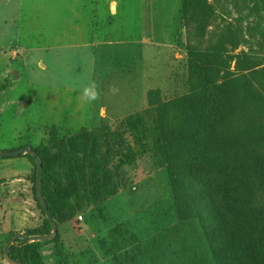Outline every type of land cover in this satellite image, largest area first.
<instances>
[{"label": "rangeland", "instance_id": "rangeland-1", "mask_svg": "<svg viewBox=\"0 0 264 264\" xmlns=\"http://www.w3.org/2000/svg\"><path fill=\"white\" fill-rule=\"evenodd\" d=\"M111 1L65 6L76 49L63 55L74 63L55 65L68 79L44 96L47 123L31 142L0 139V152L40 151L58 226L56 242L25 255L36 264H249L243 249L256 245L264 264V184L252 178L264 179V0H179L174 13L170 0ZM35 2L0 0V93L25 70L35 78L30 48L44 45ZM88 9L91 24L115 30L107 42L133 51L129 62L115 64L113 53L99 64L82 46ZM154 20L170 35L155 56ZM157 54L165 83L149 71ZM93 86L99 98L89 101ZM33 167L29 183L0 190V264L13 234L52 233Z\"/></svg>", "mask_w": 264, "mask_h": 264}, {"label": "crops", "instance_id": "crops-1", "mask_svg": "<svg viewBox=\"0 0 264 264\" xmlns=\"http://www.w3.org/2000/svg\"><path fill=\"white\" fill-rule=\"evenodd\" d=\"M75 1L82 3V0H36L33 32H39L40 38H43L44 45H34L30 48L33 49L35 55H38L36 58L37 64L34 67L35 78L33 75L32 79L29 70H25L23 72V77L17 80L18 83L12 84L11 87L6 88L0 93V139L6 137L5 135L15 138L20 137V139L17 138L15 143L24 144L26 141L31 142L33 140L32 138H34V140L37 139L36 132H38L40 128L45 127L47 123V119H45L47 110L44 96L55 95L61 90L58 87L59 76L64 81L68 79L65 73L57 71L55 65L58 62H63L65 71H69L74 63L73 58H65L66 52H72L73 49H76L73 39L74 16L64 13L63 9L66 5L73 4ZM96 1L98 2V0ZM170 1L171 6L169 4L167 10L170 11L171 9V12L174 13L179 7V0ZM111 2L117 4L118 0H112ZM47 5L54 9L55 14H50L48 16L46 13L42 12ZM104 5L105 3L103 2L102 7H104ZM86 6L89 7L91 4H83L82 8ZM89 11L90 9L82 13V16L80 15L81 22L77 25L80 32L85 36L83 37L82 46L87 52L92 50L97 54L95 58L96 62L98 61L99 64L100 59L104 62L105 58H111V54L113 53L114 58L117 60V53H115L116 48H119L120 52L124 49H121L119 47L121 45H118L117 43L119 42L115 40H112V42L106 41L108 37H111V34L107 35L106 33L112 32L113 38L116 35L115 30L106 29L104 26L99 28L97 24H91L90 16L92 13H89ZM168 16L169 15H166L164 21L166 23H168L170 19ZM98 17H100V15H98ZM153 23L155 24L151 23L153 26L150 31V39L155 42L153 45L154 47H152L154 50L152 55L155 56V52L159 49L158 47H164L167 43L165 44L163 40L167 41L170 35L169 32L164 31L163 21L154 20ZM24 43L26 47L29 46L27 42L24 41ZM63 51H65L64 55ZM124 53H127L131 59L133 55L132 50L126 49ZM25 54H30V52H25ZM162 59L161 54H157L158 63L152 66L149 71L157 73L159 75L157 78L164 80L166 72L165 69H162ZM30 80L33 81L32 85ZM29 97H32L30 102L33 106L27 108L24 104L29 100ZM30 128H33V130L31 131ZM29 132L32 133L29 134ZM33 169L32 162L24 156L0 159V181H5V183L1 185L0 190L4 189L7 185L18 186V184H21L24 180L29 183L28 178L31 177Z\"/></svg>", "mask_w": 264, "mask_h": 264}, {"label": "trees", "instance_id": "trees-1", "mask_svg": "<svg viewBox=\"0 0 264 264\" xmlns=\"http://www.w3.org/2000/svg\"><path fill=\"white\" fill-rule=\"evenodd\" d=\"M186 1V0H185ZM28 147V146H27ZM26 148V147H25ZM261 147L257 148V149H260ZM24 149V148H23ZM37 154L40 156V151L38 149H34ZM21 156H24L26 158H28L32 164L36 165V175H37V163H36V160L31 156V155H21ZM252 178L255 182H257V184H259V187H262V184H264V179L262 177V174L261 172L257 171V172H253V175H252ZM45 182H46V172H45V169H44V172H43V180H42V184H43V193H44V196H45V191H44V187H45ZM259 182V183H258ZM5 183L4 180L0 181V187L1 185ZM261 183V184H260ZM34 191H35V197H36V200L37 202L39 203L40 207H41V210L43 211L44 213V210L39 202V199H38V196H37V193H36V181L34 183ZM45 199L47 200L46 196H45ZM48 202V201H47ZM49 204V203H48ZM260 210H264V205L262 204L260 207ZM49 209H50V206H49ZM51 211V209H50ZM52 215H53V212L51 211ZM45 214V213H44ZM46 216V215H45ZM54 217V215H53ZM47 219V218H46ZM55 219V218H54ZM48 221V219H47ZM48 225L50 226V228L52 229V226L50 224V222L48 221L47 222ZM16 235L18 234H13L11 237H10V240L15 237ZM26 238L23 239V238H16L15 241H14V244L13 246L11 247V250H10V255L13 259L17 260L18 262L20 263H23V264H36L37 263V260L34 259V258H30L28 255H25V250H36V249H39L42 245H48V244H52L54 242H56L58 240V236L56 237L55 240L51 241V242H30L28 240L29 237L31 236H27L25 235ZM47 236V235H45ZM10 240L8 241V243L10 242ZM8 245V244H7ZM5 248V247H4ZM4 248H3V251H4ZM243 251L245 252L244 253V256L249 260V264H257V262L259 261V258H258V251H259V247L256 246V245H250L246 248L243 249ZM16 253H18V255H16ZM3 260L5 261L4 259V256L2 257ZM6 262V261H5Z\"/></svg>", "mask_w": 264, "mask_h": 264}, {"label": "water", "instance_id": "water-1", "mask_svg": "<svg viewBox=\"0 0 264 264\" xmlns=\"http://www.w3.org/2000/svg\"><path fill=\"white\" fill-rule=\"evenodd\" d=\"M21 155H31L37 163V175H36V193L39 199V202L44 210V213L46 215V218L50 222L52 226V233L47 236H31L28 238L30 242H51L56 239L58 236V226L57 223L49 209V204L47 200L45 199L44 193H43V172H44V165L42 162L41 157L37 154V152L31 148V147H26L24 149L18 150V151H2L0 152V159L2 158H10V157H16V156H21ZM16 238H23L25 239L26 236L23 234H18L15 237H13L8 245L4 249V259L8 264H23L18 262L17 260L13 259L10 255V250L11 247L14 244V241Z\"/></svg>", "mask_w": 264, "mask_h": 264}, {"label": "bare ground", "instance_id": "bare-ground-1", "mask_svg": "<svg viewBox=\"0 0 264 264\" xmlns=\"http://www.w3.org/2000/svg\"><path fill=\"white\" fill-rule=\"evenodd\" d=\"M129 60H130V58H129L128 54L122 52V53L119 54V55L117 54V60H116V63H115V64H119V63H127V62H129ZM157 81H159V82H161V83H165V80H162V79H158V78H157ZM154 82H155V81H154ZM140 90L143 91V90H144V86H142V87L140 88ZM139 103H141V98H140V97H138V98L134 101L133 106H135V105H137V104H139Z\"/></svg>", "mask_w": 264, "mask_h": 264}, {"label": "clouds", "instance_id": "clouds-1", "mask_svg": "<svg viewBox=\"0 0 264 264\" xmlns=\"http://www.w3.org/2000/svg\"><path fill=\"white\" fill-rule=\"evenodd\" d=\"M113 91L115 92L116 90L113 89ZM84 96L89 101H94V100H97L99 98V93L95 90V86H93L92 88H86L84 90Z\"/></svg>", "mask_w": 264, "mask_h": 264}]
</instances>
